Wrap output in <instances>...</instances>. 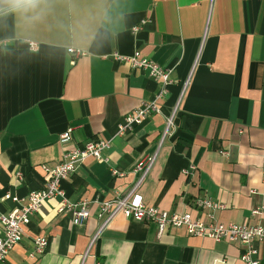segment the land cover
I'll return each instance as SVG.
<instances>
[{
  "label": "crops",
  "instance_id": "obj_1",
  "mask_svg": "<svg viewBox=\"0 0 264 264\" xmlns=\"http://www.w3.org/2000/svg\"><path fill=\"white\" fill-rule=\"evenodd\" d=\"M0 42V215L41 189L42 166L68 148L111 142L102 160L87 157L62 181L70 201L92 202L89 219L77 225L59 213L60 196L45 200L4 264H245L239 242L185 226L160 234L123 214L90 243L98 202L125 196L154 155L137 191L146 205L264 227V210L253 214L264 205V0H38L27 10L0 0ZM136 50L170 72L168 85L112 57ZM158 95L162 111L120 134L124 117ZM200 197L222 207L199 208ZM39 237L49 240L43 253ZM256 247L264 264V241Z\"/></svg>",
  "mask_w": 264,
  "mask_h": 264
},
{
  "label": "built area",
  "instance_id": "obj_2",
  "mask_svg": "<svg viewBox=\"0 0 264 264\" xmlns=\"http://www.w3.org/2000/svg\"><path fill=\"white\" fill-rule=\"evenodd\" d=\"M5 44L7 43L0 42V49ZM38 47L39 44L37 42H29V48L31 50H37ZM69 52L74 54L76 58L85 55L84 51L73 47L69 49ZM112 57L115 60L130 63L133 67L148 71L152 78L162 80L166 85L170 82V72L143 55L140 50H136L130 55H123L116 52L112 54ZM160 97L161 95H158L151 100L142 101L135 110L126 115L123 122L119 125V133L133 131L136 126L143 124L152 114L160 113L162 111L161 106L158 104ZM174 114L167 120L168 128L173 125ZM70 139L71 130L61 135L60 142L68 143ZM110 145V141L101 139L90 141L83 147L72 146L64 152L62 160L58 164L54 166L45 164L42 166L47 173L45 185L39 190L30 192L24 205L13 209L8 214L0 215V223L2 226V232L0 233V264L6 262L12 249L22 240L25 228L30 223L31 217L41 209L45 200L60 196L59 213L71 215L73 222L77 225L84 224L89 219L92 202L90 200L70 201L62 188V181L70 177L87 157L102 160L104 158L103 152ZM222 153L228 155V151H222ZM155 158V155L147 156L137 165L135 170L143 171V176L137 180L125 196L98 202L99 209L97 217L101 223L98 231L92 237L90 245H94L102 231L110 224L115 216L123 214L130 220L155 224L160 234H163L170 228L185 226L190 235L200 237L208 236L215 241L239 242L242 245L240 257L245 264H262L256 243L264 241L263 226L238 225L234 223L224 224L214 223L212 221L205 223L194 219L189 212L169 213L158 207L146 205L137 191L146 174L152 168ZM112 173L115 176L124 175L118 169H113ZM5 198L12 199L16 202L20 201V198L11 193H7ZM196 205L199 208L212 210L222 207V204L213 201L209 197L198 198ZM263 210L264 205L259 206L253 210V214L255 216L261 215ZM48 242L47 237L36 238L34 245L35 251L37 253H43Z\"/></svg>",
  "mask_w": 264,
  "mask_h": 264
},
{
  "label": "clouds",
  "instance_id": "obj_3",
  "mask_svg": "<svg viewBox=\"0 0 264 264\" xmlns=\"http://www.w3.org/2000/svg\"><path fill=\"white\" fill-rule=\"evenodd\" d=\"M7 2L14 9L27 10L30 7H34L37 4L38 0H7Z\"/></svg>",
  "mask_w": 264,
  "mask_h": 264
}]
</instances>
